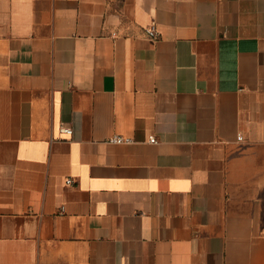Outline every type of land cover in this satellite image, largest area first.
Wrapping results in <instances>:
<instances>
[{"label":"crops","instance_id":"1","mask_svg":"<svg viewBox=\"0 0 264 264\" xmlns=\"http://www.w3.org/2000/svg\"><path fill=\"white\" fill-rule=\"evenodd\" d=\"M0 264H264V0H0Z\"/></svg>","mask_w":264,"mask_h":264},{"label":"built area","instance_id":"2","mask_svg":"<svg viewBox=\"0 0 264 264\" xmlns=\"http://www.w3.org/2000/svg\"><path fill=\"white\" fill-rule=\"evenodd\" d=\"M146 33L150 37H153V38H156L157 35H158L157 30L154 27L147 28L146 29ZM63 131L66 132V133H69V134H71L73 132V130L71 128H64ZM241 138L242 137H240V139ZM132 141H133L132 138L124 137V136H121V135H114L113 137H110V139H109V142H111V143H117V144H120V143H130ZM150 141L155 143V142H157V139L155 137H152L150 139ZM66 182L68 184H71L73 182V180L72 179H67Z\"/></svg>","mask_w":264,"mask_h":264}]
</instances>
